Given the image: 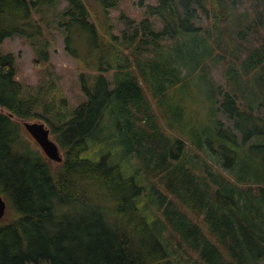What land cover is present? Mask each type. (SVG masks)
I'll use <instances>...</instances> for the list:
<instances>
[{
    "label": "trees",
    "instance_id": "obj_1",
    "mask_svg": "<svg viewBox=\"0 0 264 264\" xmlns=\"http://www.w3.org/2000/svg\"><path fill=\"white\" fill-rule=\"evenodd\" d=\"M66 1L81 72L60 104L41 14L54 0H0V264L264 262V0H141L118 34L123 0ZM15 35L44 41L34 86L1 50ZM190 85L206 116L170 95ZM16 118L44 119L63 162L21 141Z\"/></svg>",
    "mask_w": 264,
    "mask_h": 264
},
{
    "label": "rangeland",
    "instance_id": "obj_2",
    "mask_svg": "<svg viewBox=\"0 0 264 264\" xmlns=\"http://www.w3.org/2000/svg\"><path fill=\"white\" fill-rule=\"evenodd\" d=\"M141 0H123L120 6L117 9L111 10V17L112 21L114 23V30L113 32L115 34L119 33V30L123 27L122 22L119 20L120 13L124 10L127 15L130 17H135L140 19L143 15V10L145 9L144 6L140 5ZM147 2L154 3L155 0H146ZM66 0H54V2L51 5H47L43 8L42 16L47 20V24L45 25V37L44 39L49 40V54L50 59L49 62L52 65L54 72L56 76L59 79V89L61 90L54 92V96L56 100H60L61 98H66V101L73 102L74 96L77 97V94L79 92V87L77 85L78 77L80 76V72L78 69L77 61L69 55L66 50V42H65V33L63 31V28L60 26V21H64V23H68L70 21V18L68 16H65L62 11L67 6ZM157 26H160V23H157ZM66 34H71L73 37L77 35L76 33V27L71 25H65L64 26ZM44 41L37 40L35 45H32L28 40L25 39V37L20 35H15L9 38H6L4 42L1 44V50L3 52H13L17 55V63L19 72L21 74V77L25 78L28 84L34 86L37 83V80L40 76L38 67H37V53L40 49L41 45H43ZM82 43V49L79 52V55H81V60H83V65L86 67H92L96 65V59L95 56H93V52H91V48L89 46H85V38L82 37L81 40ZM80 67H83L82 64H80ZM222 69H220L221 71ZM221 80L222 78L219 77ZM197 86L196 85H190L186 89H173L171 91L170 95H173L174 99H180L181 95L183 93L189 92L192 95L194 94L196 99L194 102L191 101L190 98H188L189 103L187 104V112L189 114L193 113V111H198L203 116L207 115V108L203 103L202 97H200V93H197ZM193 88V93L191 89ZM183 90V91H181ZM61 94V96H59ZM149 98L152 99V96L149 95ZM58 103L62 104V102ZM153 106L155 111H157V104L153 101ZM60 108H63L59 106ZM17 119V118H16ZM21 126H20V133H21V141H24L28 143L30 148H34L35 150L39 151L43 156H45L49 162H51L53 165L59 164L55 161L50 160L46 154L44 153V150L41 148L39 143L35 140V138L32 137V135L28 132L26 129L23 121L17 119ZM27 120V119H26ZM42 121L45 122L48 126V123L44 119H30L28 121ZM49 127V126H48ZM50 128V127H49ZM51 138L55 141L56 138L54 134H51ZM21 143V142H20ZM22 144V143H21ZM23 145V144H22ZM19 149L23 150L21 145H19ZM62 150V148H61ZM8 208V203H7ZM7 211V210H6ZM8 217L5 213V215L0 218V221H2L4 218ZM178 257V254L174 255V258ZM261 264H264L262 261Z\"/></svg>",
    "mask_w": 264,
    "mask_h": 264
},
{
    "label": "water",
    "instance_id": "obj_3",
    "mask_svg": "<svg viewBox=\"0 0 264 264\" xmlns=\"http://www.w3.org/2000/svg\"><path fill=\"white\" fill-rule=\"evenodd\" d=\"M26 129L39 143L46 156L57 163L63 162V151L59 144L51 138V129L42 121H23ZM7 210V201L0 195V218Z\"/></svg>",
    "mask_w": 264,
    "mask_h": 264
}]
</instances>
